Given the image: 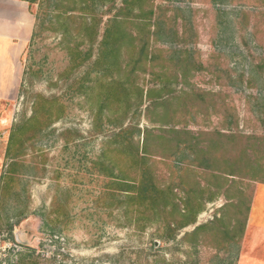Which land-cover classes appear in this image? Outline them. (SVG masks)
Listing matches in <instances>:
<instances>
[{"label": "rangeland", "instance_id": "obj_1", "mask_svg": "<svg viewBox=\"0 0 264 264\" xmlns=\"http://www.w3.org/2000/svg\"><path fill=\"white\" fill-rule=\"evenodd\" d=\"M153 2L163 30L150 35L148 47L158 54L155 67L164 68L158 76L138 72V82L162 87L152 92L155 99L160 93L181 95L164 105L168 114L156 120L160 123L142 113L148 102L143 97L137 125H159L167 138L175 128L180 130L176 137L194 141L200 135L206 141L213 129L227 133L234 120L231 130L248 135L241 144L249 158L243 156L239 172L232 175L228 172L238 166L228 163L230 152L222 162H203L195 158V145L189 154V149L174 153L169 146H149L152 154L146 155L156 182L174 187L180 208L186 191L193 206L200 205L194 223L169 239L159 236L163 228L155 224L139 228L126 223L117 208L98 197L105 178L88 166L110 126L93 130L80 96L67 95L68 111L38 132H28L22 146H14L19 154L11 160L5 153L10 127L31 114L37 93H70L76 84L72 79L77 72L64 83L56 80L65 51L45 11L42 27H36L21 54L16 94L0 99V264H264V0ZM26 3L34 17L39 4ZM106 7L110 5L96 11L99 30L113 11ZM169 58H178L177 64ZM199 90L213 94L201 100ZM65 139L81 144L76 150L72 144L64 148ZM250 163L258 166L254 173L248 170ZM214 218L222 225L219 229L208 226L180 239L193 225ZM227 227L239 235L237 243L224 240L228 234L220 230Z\"/></svg>", "mask_w": 264, "mask_h": 264}, {"label": "trees", "instance_id": "obj_2", "mask_svg": "<svg viewBox=\"0 0 264 264\" xmlns=\"http://www.w3.org/2000/svg\"><path fill=\"white\" fill-rule=\"evenodd\" d=\"M26 1L39 4L29 40L36 35V27L44 22L43 13L46 11L49 15L47 22L51 25L49 28L58 31L59 41L65 51L64 62L56 80L61 79L64 83L71 72H77L75 79H72L76 84L70 93H67L68 89H63L58 94L37 93L31 114L11 125L5 145L6 155L14 160L19 154L14 146H22L25 138L64 115L68 111L67 95L80 96L82 104H86V109L91 113V128L103 131L108 128L105 125L110 126L109 132L101 140L97 156L88 166L105 178L98 197L104 199L105 205L117 208L126 223H133L139 228L155 224L157 228H163L158 233L163 239L174 238L180 227L194 223L195 211L200 205L197 203L194 207L192 195L186 191L180 208L175 200L174 187L170 183L156 182L146 155L152 154L149 146L157 149L169 146L174 153L189 149V154L195 145V158L203 162H222V155L230 152V161H225L237 164L238 167L228 172L235 175L239 172V162L243 160V156L249 158L241 144V139L248 135L231 130L234 120L226 127L227 133L213 129L206 134L210 136L206 141L200 139V135L195 136L194 141L190 136L176 137L180 130L175 128H172L175 135L167 138L162 134L163 127L159 125H137L143 97L148 102L142 107V113L149 121L160 123L156 120H162L168 114L164 105L170 102V98H179L181 95L179 93L165 97L160 93L155 99L152 98V92L160 91L162 87L142 86L138 82V72H155L158 76L164 68L161 65L155 67L158 54L148 47L150 35L156 36V33L163 30L158 13L154 10V0H51L52 5H41L43 1L47 4L48 0ZM102 5H110L105 10L113 11L99 30L100 18L96 11ZM151 18L154 19L151 21ZM173 33L176 34L174 30ZM92 49L95 50L92 52ZM175 59L169 58V62L177 64L178 58ZM85 63L87 67L83 68ZM261 78L264 81V73ZM208 93L213 94L211 91L199 90L196 95L202 100ZM152 113L156 115V119L151 115L148 117ZM28 132L31 134L27 135ZM69 144L76 150L81 143L77 139H65L62 146L66 148ZM11 160L8 164H13L14 161ZM248 170L254 173L258 166L250 163ZM211 195L209 194L210 197ZM56 196L54 195V199ZM59 206L64 208L62 204ZM208 226L219 229L222 225L218 218L197 223L190 230L184 231L180 239L195 235ZM241 229L240 223L239 233ZM220 231L222 235L228 234L224 238L227 243L238 242L239 235L233 234L228 227Z\"/></svg>", "mask_w": 264, "mask_h": 264}, {"label": "crops", "instance_id": "obj_3", "mask_svg": "<svg viewBox=\"0 0 264 264\" xmlns=\"http://www.w3.org/2000/svg\"><path fill=\"white\" fill-rule=\"evenodd\" d=\"M34 17L25 0H0V99L16 94L21 82V54Z\"/></svg>", "mask_w": 264, "mask_h": 264}]
</instances>
